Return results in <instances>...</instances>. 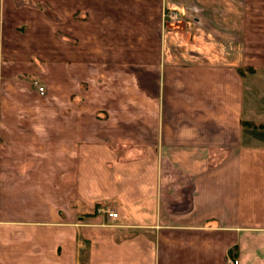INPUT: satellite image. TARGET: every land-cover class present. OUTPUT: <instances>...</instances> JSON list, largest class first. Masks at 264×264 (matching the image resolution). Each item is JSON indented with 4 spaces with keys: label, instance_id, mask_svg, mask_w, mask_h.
Returning <instances> with one entry per match:
<instances>
[{
    "label": "crops",
    "instance_id": "obj_1",
    "mask_svg": "<svg viewBox=\"0 0 264 264\" xmlns=\"http://www.w3.org/2000/svg\"><path fill=\"white\" fill-rule=\"evenodd\" d=\"M153 1L148 10L136 0H98V8L86 0L77 8L84 11L80 35L64 34L78 38L70 50L89 78L67 64L66 98L40 93L24 78L28 71L12 70L8 86L1 82L3 112L14 119L0 126V264H264V125L244 123L263 122L264 108L245 111L251 76L239 71L264 68L247 60L260 52L250 51L252 4L260 0ZM164 5L184 16L177 60L188 71L176 78L175 94L185 112H148L144 138L131 123L118 125L110 102L127 112L139 93L156 104L171 83L163 72L177 62L170 51L177 31L164 29ZM145 29L162 37L161 57L146 64L151 92H139L137 75L123 70L140 66L125 63L120 40L106 45L111 36L149 35ZM50 43V68L62 82L56 36ZM101 70L114 84L120 76L135 97L109 86ZM88 108L105 125L89 126Z\"/></svg>",
    "mask_w": 264,
    "mask_h": 264
},
{
    "label": "rangeland",
    "instance_id": "obj_2",
    "mask_svg": "<svg viewBox=\"0 0 264 264\" xmlns=\"http://www.w3.org/2000/svg\"><path fill=\"white\" fill-rule=\"evenodd\" d=\"M51 1L52 0H4V3L1 6L2 19L0 21V88L3 87L1 85V82L3 84L6 82V86H8V84L10 83L9 79H13L10 73H12V70L15 71L17 69L19 71L21 70L28 71V73L24 74V78L27 79L29 78V80L33 83V85L36 86L37 90H38V86L42 85L44 88V92H43L44 94L47 95L53 93L66 98L68 96V92L70 91L67 90V85L64 83L66 82L65 78L68 72L66 66L67 67L69 65L73 66L72 62L75 63L74 65L76 66L78 65V68H75L74 71H76V74L79 73L78 76H80V80H82V78L86 79V77L89 78L88 74L84 73L85 71L81 67L82 60L80 59L78 60L75 59L76 61L73 60L74 56H72L73 53L70 50L76 47V43L74 41L77 40L78 42V38L72 35L66 37V34H64L66 31H69L71 33L74 31L75 34L80 35L81 32L80 29L82 30L81 22L83 21L84 11L82 9H77V8L79 7L83 8V2L84 1L86 2V0H69V1L55 0V4L57 5V8L56 7L54 8L50 5ZM88 1H90V5L93 8L95 7L98 8V0H88ZM151 1L153 0H138V1L136 0L140 8L141 7L144 8L147 5L148 7L146 8L147 10L150 9L151 7V3H152ZM103 2H105V0H99V3H103ZM153 2H156V0H154ZM50 7H52V9ZM97 8L96 11H98ZM174 8H176L174 10L176 11L178 10L177 11L178 16L177 17L175 16L174 19H170V20L167 19L166 5H164L163 14H162V19H163L162 22L164 29L177 31V33H175L174 38H172V41L170 43L172 45L174 44V46L171 48L170 51L174 61L177 62L172 63L174 67L167 69L163 72L166 81H170L171 83L169 84L167 83L164 86L162 85V88L164 89L162 99L160 98L159 101L156 102V104H154L142 100V95H139L138 93V95L136 96L140 97V99H138V101L136 102L137 106L131 107L129 103H127L128 105L126 104L125 107V109L128 110L127 112L119 111L120 107L118 106L119 103L117 101L110 102L111 104L110 107L111 109H113V115H115L116 119L118 120L117 121L118 125L124 126V125H130L129 123H131L132 126L134 125L136 127V128L133 127V130L136 133L135 135L139 137L142 136L145 138L144 135L146 133L147 123L146 121L144 122L143 120H146L145 116L148 115V112L156 113L157 109L160 107L164 108L165 112L168 111L185 112V110L183 111V109L186 104L182 101V99H180L179 94H175L178 87V85L176 84V78L184 76V73L188 71L186 70V66L180 67L181 63L183 64L184 60L182 59L177 60L180 54L179 50L183 48V47L181 48L179 44L180 43L179 40L181 38H184V36H182L179 33L180 31L179 28L182 27L181 24L184 23L183 22L184 16L182 15V10H180L181 8L180 9L178 7H174ZM39 11L42 12L41 13L42 15L43 14L44 15L41 16ZM44 11L47 12L48 16L46 13H44ZM73 11H76L75 16H71V13ZM51 12L53 14L52 19L49 18V14ZM251 14H252L251 17L252 20L250 22L251 23L250 29L252 35L250 40V48H251L250 51H254L253 49H255L260 52H256V53L250 52V54H247V60H251L252 62H257V61L264 62V0H260V4L259 2L258 4H252ZM95 15L98 16L99 13L97 12ZM142 18L146 20L147 23L145 24L146 26L151 25L150 24L151 21L148 22V19H146L144 16ZM146 30L148 31L149 35L143 33V35H139V36L135 35V37L132 38L128 36H120V37L111 36L106 38L107 40L106 45L108 47L112 46V43L115 39L120 40L121 45H123L122 47L124 48V52H122V56L126 55L125 63L131 64L132 66L138 63V65L140 66L138 70L132 68L123 69L125 71H131L135 73V75H137V78L139 79L138 81L139 90H140L139 92L142 91L151 92L152 86H150V82H154V81H152V78L150 77L151 74L146 69V64L149 62L156 63L161 57V53H162V51L160 50L162 48L161 45L162 37L152 36L151 35L152 31L151 30L149 31L148 29H145V33ZM156 33H157V29H156ZM51 35L56 36V38L58 39V43L55 44V46H57L59 48V52H61L60 63L58 62L57 66L59 67L58 68L59 72H61L63 76L62 82L56 79V76L54 75L52 69L50 68L51 67L50 63H52V59L54 58L53 56H55L54 53L50 52L51 51L50 48L52 46V43H50ZM120 42H118V44ZM80 46L83 45L80 44ZM132 46H133L132 49L133 52L129 53V49L132 48ZM27 47L30 48L27 49ZM183 54L185 55L184 52ZM237 55L239 54L236 53L233 58H237ZM217 57L226 59L224 54H222L221 52L218 53ZM233 58H229V59H233ZM94 59H99V58L95 57ZM178 61H180L181 63H179ZM100 63L101 61L99 60L98 62H95V67L97 65H100ZM64 65H65V69L63 68ZM29 66L31 67L30 70L27 68ZM70 67L71 66H69L68 68ZM239 68H241V70H239ZM239 68L238 70L240 72L246 70L245 72H247L251 76V83L249 86L250 93L247 94L250 97L248 98L246 95L245 101L248 102V104L245 107L246 108L245 111L254 112L253 110L256 106H258L256 110H260V106H262V110H263L264 102H261L259 104L258 103L256 104V102L260 100H264V84H261L264 83V68H256V67H248V66L247 67L241 66ZM9 69L11 71H9ZM95 71L98 72L96 68ZM87 72H89V70H87ZM100 72L102 73L103 77L105 78L104 80L107 81V84L109 86L110 85L114 87L118 86L120 88L118 89V92L122 91L126 99H130L129 96L135 97L134 93H132L131 90H129L127 87H122V85L118 83L120 76H117V80H115V84H114L107 79L108 74H106L103 70H101ZM206 74L207 72H204V75ZM19 76L20 78H23V72L20 73ZM97 76L93 75V77L95 78ZM125 81L130 82V80L127 78ZM258 87L260 88L262 87L263 90L262 93L256 92V89L257 90L259 89ZM80 88H82V84L79 85V89ZM253 91H255V93ZM1 95L2 93H0V126L4 125L5 123H8L7 122L8 120L14 119L13 115L11 117L7 115L8 112H3L4 111L3 108L6 101L2 99L3 96ZM90 95L91 92L87 96L89 97ZM219 96H222V99H224L221 101V105H225L226 104L225 101L229 102L228 95L226 92H222V94ZM123 103L126 102L124 101ZM188 103L189 106H191L190 108L193 110L195 108L194 101L190 102L188 100ZM60 108L61 109L59 110H61V112L58 113V115L61 114L62 111L63 113H66L65 106ZM169 108L170 110H168ZM88 111L92 113L91 110H89V108ZM136 112L138 113L139 116L136 115ZM95 113L97 114V112ZM150 114L148 116H150ZM87 115H89V117H87L86 120H89L88 118H90V122L88 121L87 123L89 126L96 127V129H98L101 126L105 125V124L100 125L101 121H99V119H101V117L104 116L102 113L98 115L99 117H95L93 113ZM58 117H59V121H62L64 119L61 115ZM246 125L252 128H259L258 125L263 126L264 121L261 123L255 121H248ZM136 131L139 132L137 133ZM228 262H230V260ZM232 262L234 264V260H232Z\"/></svg>",
    "mask_w": 264,
    "mask_h": 264
},
{
    "label": "built area",
    "instance_id": "obj_3",
    "mask_svg": "<svg viewBox=\"0 0 264 264\" xmlns=\"http://www.w3.org/2000/svg\"><path fill=\"white\" fill-rule=\"evenodd\" d=\"M174 9H176V8H172V7H167V9H166V13H167V15H166V17H167V19L168 20H170V19H174L175 18V16L177 17L178 16V10L176 11V10H174ZM180 14V13H179ZM169 17V18H168ZM38 91L40 92V93H43L44 92V88H43V86H38ZM107 215L109 216V217H116L117 216V213L116 212H114V211H107ZM230 262H232V260H230ZM233 263V262H232ZM238 263V260H234V264H237Z\"/></svg>",
    "mask_w": 264,
    "mask_h": 264
},
{
    "label": "trees",
    "instance_id": "obj_4",
    "mask_svg": "<svg viewBox=\"0 0 264 264\" xmlns=\"http://www.w3.org/2000/svg\"><path fill=\"white\" fill-rule=\"evenodd\" d=\"M245 124L247 123V122H244Z\"/></svg>",
    "mask_w": 264,
    "mask_h": 264
}]
</instances>
